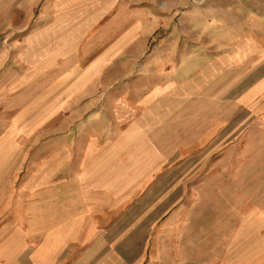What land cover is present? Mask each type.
<instances>
[{"label":"crops","instance_id":"0c3cea01","mask_svg":"<svg viewBox=\"0 0 264 264\" xmlns=\"http://www.w3.org/2000/svg\"><path fill=\"white\" fill-rule=\"evenodd\" d=\"M101 13L96 10L93 17L100 19ZM46 34L57 33L43 30L34 35L30 45L0 52L4 55L0 57V264H127L128 246H135L136 253L140 245L110 238L112 182L117 181L112 162L120 160L129 145L139 146L138 139L131 130L118 132L114 144L105 137L104 128L88 127L87 142L79 148L78 126L64 131L63 85L70 81L72 102L73 92L84 78H73L76 66L65 76L60 71L62 50L71 53L73 41L63 47L56 37L47 42ZM242 35L236 65L254 70L257 63L263 70L264 34L262 42L250 34ZM182 61V70L169 77L167 90L176 85L187 87L191 97L198 96L183 102L205 103L203 112H191L192 120L181 125L173 122L164 138V127L158 129L143 120L157 118L156 110L146 113L151 117L141 116L131 128L139 132L145 125L152 131V142L162 135L156 142L160 148L151 147V163L153 151L158 149L226 153L213 164L214 173L205 176L207 180L198 191L200 203L190 206L184 230L175 226L178 218L174 222L170 218L167 237L154 240L145 259L140 246L133 263L262 262L261 257L255 259L251 248L256 218L252 184L261 181L253 170L264 167V155H257L264 152V75L231 100L220 98L206 104L207 95L215 93L213 77L221 69L231 70L232 60H221L222 67L218 61L206 59L185 57ZM169 103L168 99V108ZM166 114L170 116L171 111ZM64 135H70V142H64Z\"/></svg>","mask_w":264,"mask_h":264},{"label":"rangeland","instance_id":"374dc122","mask_svg":"<svg viewBox=\"0 0 264 264\" xmlns=\"http://www.w3.org/2000/svg\"><path fill=\"white\" fill-rule=\"evenodd\" d=\"M96 10L102 12L100 19L93 17ZM43 30H56L57 34L45 35L47 42L56 37L64 47L73 41L71 53L62 50L60 71L65 76L76 66L73 78H84L73 92L72 102L70 81L63 85L64 131L78 126L79 148L87 142L88 127L104 130L114 144L118 132L131 130L138 139L139 146L133 143L124 148L120 165L118 160L112 162L117 181L112 182L110 238L137 241L143 245L145 259L153 241L169 234L170 218L173 222L178 218L175 226L184 230L190 206L200 203L198 191L207 180L205 176L214 173L213 164L226 152L158 149L153 151L151 163V147L160 148L156 142L162 135L152 142V131L145 125H139V132L131 127L156 110L157 118L143 120L158 129L164 127V138L173 122L181 125L192 120L194 112H203L205 103L183 102L198 96L191 97L187 87L176 85L167 90L169 77L182 70L185 57L218 61L219 67L221 60H232L231 70L221 69L213 77L215 93L207 95L206 104L220 98L231 100L260 81L264 69L255 63L254 70H242L236 57L243 33L254 36L255 41L263 40L264 0H0V52L30 45L34 35ZM109 31L115 34H107ZM64 137V142H70V135ZM253 173L261 181L252 184L256 218L251 249L256 260L261 257L262 262L256 264H264V167L255 166ZM135 249L128 246L127 264L138 258ZM112 250L118 251L117 247Z\"/></svg>","mask_w":264,"mask_h":264}]
</instances>
